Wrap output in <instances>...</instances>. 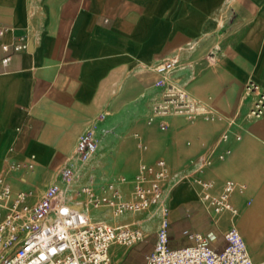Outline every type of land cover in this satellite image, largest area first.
I'll return each mask as SVG.
<instances>
[{"label":"crops","instance_id":"obj_1","mask_svg":"<svg viewBox=\"0 0 264 264\" xmlns=\"http://www.w3.org/2000/svg\"><path fill=\"white\" fill-rule=\"evenodd\" d=\"M166 62L174 63L171 81L211 117L150 122ZM251 81L264 88V0H0V174L14 194L33 190L39 199L55 183L66 188L60 171L71 163L78 169L73 189L117 183L130 200L139 165L164 160L187 175L171 195L173 180L166 186L169 247L213 232L221 252L235 228L254 263L264 264V117L243 120ZM87 133L97 150L81 165L73 156ZM204 155L211 165H201ZM122 171L119 183L124 177L114 175ZM228 180L242 185L230 197L237 214L216 213L204 200L205 182L216 197ZM73 195L66 193L72 204L85 200ZM94 210L114 226L138 225L156 243V210L118 219ZM141 243L113 245L111 255L133 264L155 246Z\"/></svg>","mask_w":264,"mask_h":264},{"label":"built area","instance_id":"obj_2","mask_svg":"<svg viewBox=\"0 0 264 264\" xmlns=\"http://www.w3.org/2000/svg\"><path fill=\"white\" fill-rule=\"evenodd\" d=\"M4 49L7 50V47ZM22 49L23 46L17 48ZM173 70V62H166L158 68L162 76L157 83L161 88V95L152 106L153 115L150 122L156 118L163 120L173 115L211 117L208 106L191 98L183 88L171 81ZM245 96L252 97L253 101L243 120L255 122L262 119L264 88L251 81L245 88ZM237 139L240 140L241 136ZM96 150L97 144L92 135L84 134L78 140L73 160L81 165L86 164ZM229 154L230 152L226 155ZM226 155H220L219 159H225ZM201 162L202 166H209L213 160L204 155ZM26 167L32 169L33 164H26ZM60 176L65 189L55 183L41 198L36 199L33 190L14 194L10 184L0 174V264H117L111 255L113 245L130 249L145 240L144 231L138 225L112 226L92 218L87 207L107 208L116 215L156 210L162 221L154 249L146 256L145 264H255L244 239L235 228L225 233L227 246L221 252L213 248L217 240V235L213 232H186L194 242L192 245L179 249L169 247L166 186L171 180V187L185 182L187 175H171L164 160H159L153 165L140 166L133 180L130 200L123 199L117 183L98 187L86 184L73 189L78 181V169L71 163L61 169ZM125 181V178L119 179V183ZM204 187V200L209 202L216 213H238L230 197L242 185L228 180L223 192L216 197L211 193L213 182H205ZM69 191L74 193V198L84 197L85 200L70 203L71 198L66 196Z\"/></svg>","mask_w":264,"mask_h":264},{"label":"rangeland","instance_id":"obj_3","mask_svg":"<svg viewBox=\"0 0 264 264\" xmlns=\"http://www.w3.org/2000/svg\"><path fill=\"white\" fill-rule=\"evenodd\" d=\"M140 151L137 149V148H135L131 153H130V155H137L138 153H139ZM142 165V164H141ZM141 165H139V167L141 166ZM170 174L171 175H173L174 173L172 172V171H170ZM117 175H121V176H123L124 178L125 177H127V175L122 171V172H118V173H116L115 175H114V178L117 176ZM129 178V177H128ZM112 180V179H111ZM82 185H78V187H81ZM174 188H175V186H174ZM174 188H172L171 189V192H170V195H171V193H172V191H173V189ZM87 210L88 211H90V213L92 214V216H93V218H98V219H103V220H105V221H108L110 224H112V225H117V224H115V222H113V220H111L108 216V214H102V213H100L99 211H96V210H94V209H92L91 207H87ZM117 219H118V216H115ZM144 236H145V240L141 243L142 245H145L146 247H151V246H153L154 244H155V242H154V240H155V237H147L148 235H147V233L144 231ZM156 236H157V233H156ZM117 263L118 264H123V263H120V261L118 260L117 261ZM130 263V262H129ZM131 264V263H130ZM135 264H145V257H139L138 259H137V262H135Z\"/></svg>","mask_w":264,"mask_h":264},{"label":"bare ground","instance_id":"obj_4","mask_svg":"<svg viewBox=\"0 0 264 264\" xmlns=\"http://www.w3.org/2000/svg\"><path fill=\"white\" fill-rule=\"evenodd\" d=\"M174 190H175V188H174ZM182 191L183 190H181V188H179V190H178V193H182ZM177 194V193H176ZM172 198V197H171ZM116 215V214H115ZM117 216H119V215H117ZM101 221H104V220H101ZM104 222H106V223H108V224H110L108 221H104ZM110 225H112V224H110ZM112 226H114V225H112ZM121 226V225H120ZM115 227H118V226H115Z\"/></svg>","mask_w":264,"mask_h":264},{"label":"trees","instance_id":"obj_5","mask_svg":"<svg viewBox=\"0 0 264 264\" xmlns=\"http://www.w3.org/2000/svg\"><path fill=\"white\" fill-rule=\"evenodd\" d=\"M135 262H137V260H135L133 264H135ZM123 264H130V263H129V260H127V261L124 262Z\"/></svg>","mask_w":264,"mask_h":264}]
</instances>
